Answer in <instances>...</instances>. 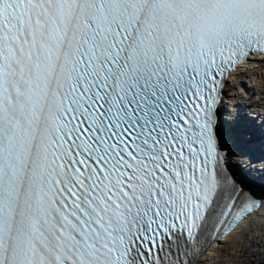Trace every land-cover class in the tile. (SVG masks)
Wrapping results in <instances>:
<instances>
[{
    "label": "snow or ice",
    "instance_id": "snow-or-ice-1",
    "mask_svg": "<svg viewBox=\"0 0 264 264\" xmlns=\"http://www.w3.org/2000/svg\"><path fill=\"white\" fill-rule=\"evenodd\" d=\"M255 60L264 0H0V264H201L264 218Z\"/></svg>",
    "mask_w": 264,
    "mask_h": 264
},
{
    "label": "rangeland",
    "instance_id": "rangeland-1",
    "mask_svg": "<svg viewBox=\"0 0 264 264\" xmlns=\"http://www.w3.org/2000/svg\"><path fill=\"white\" fill-rule=\"evenodd\" d=\"M254 231L255 230H253V232ZM253 232L250 233V236H252ZM262 236L264 238V234H262ZM234 241H236V242L228 241L227 243H225L223 245L221 251L215 252L216 255L212 258V260H214V258H215V260L217 262L220 261V262H224L223 264H231V263H228V261L230 262L231 258H234V256H236V254L233 252H239V255H240V253H242V242H243L242 237L238 238V236H237L234 238ZM216 257H217V259H216Z\"/></svg>",
    "mask_w": 264,
    "mask_h": 264
},
{
    "label": "bare ground",
    "instance_id": "bare-ground-1",
    "mask_svg": "<svg viewBox=\"0 0 264 264\" xmlns=\"http://www.w3.org/2000/svg\"><path fill=\"white\" fill-rule=\"evenodd\" d=\"M253 73H256V75H257V77H258V80H259V82H260V85L262 86V87H264V63H262V64H260L258 67H256L254 70H253ZM238 74H240V75H242V68H239L238 69ZM231 91H230V96H234V97H239L240 95H239V93H238V90L236 89V88H231L230 89ZM257 102H259V103H264V100H256ZM251 220V218L249 219V220H247L246 222H245V224L246 225H248V223H249V221ZM251 222H253V221H251ZM264 227V224L263 225H261V228H263ZM264 234V233H263ZM237 236H242V233L240 234V231H237V230H235V231H233L231 234H230V239H233L234 240V238L235 237H237ZM237 239V238H236ZM262 239L264 240V238H263V236L261 235V238H260V240L262 241ZM264 243V242H263ZM216 252V251H215ZM262 254V252H261V250H258V253H257V255H261ZM211 257H212V255H211ZM210 257V258H211Z\"/></svg>",
    "mask_w": 264,
    "mask_h": 264
}]
</instances>
